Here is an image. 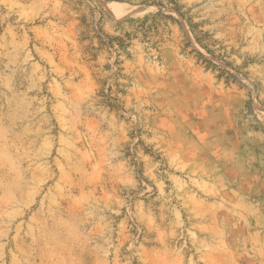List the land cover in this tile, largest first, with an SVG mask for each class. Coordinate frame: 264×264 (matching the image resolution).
Here are the masks:
<instances>
[{"label":"rangeland","instance_id":"rangeland-1","mask_svg":"<svg viewBox=\"0 0 264 264\" xmlns=\"http://www.w3.org/2000/svg\"><path fill=\"white\" fill-rule=\"evenodd\" d=\"M0 264H264V0H0Z\"/></svg>","mask_w":264,"mask_h":264},{"label":"bare ground","instance_id":"bare-ground-1","mask_svg":"<svg viewBox=\"0 0 264 264\" xmlns=\"http://www.w3.org/2000/svg\"><path fill=\"white\" fill-rule=\"evenodd\" d=\"M111 4V3H110ZM120 4V3H119ZM118 4V5H119ZM117 4H116V2H114V4L113 5H107V9L108 10H110L112 13H114V14H122V13H124V9L123 8H119V7H117L116 6ZM133 11V10H132ZM131 10H129V11H127V13H129V14H132L133 12H132Z\"/></svg>","mask_w":264,"mask_h":264},{"label":"trees","instance_id":"trees-1","mask_svg":"<svg viewBox=\"0 0 264 264\" xmlns=\"http://www.w3.org/2000/svg\"><path fill=\"white\" fill-rule=\"evenodd\" d=\"M115 1H119V2H122L124 0H115ZM131 1H135V0H131ZM138 1L140 4H149V2H151V0H136ZM162 13L161 12H158L157 15H161ZM120 46L123 45L124 46V42L121 40V43H119Z\"/></svg>","mask_w":264,"mask_h":264}]
</instances>
